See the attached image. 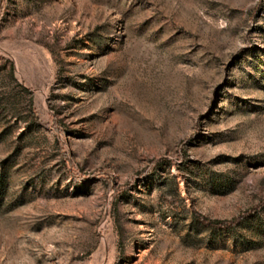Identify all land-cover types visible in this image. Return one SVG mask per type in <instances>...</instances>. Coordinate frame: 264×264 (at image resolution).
Wrapping results in <instances>:
<instances>
[{"label":"rangeland","instance_id":"obj_1","mask_svg":"<svg viewBox=\"0 0 264 264\" xmlns=\"http://www.w3.org/2000/svg\"><path fill=\"white\" fill-rule=\"evenodd\" d=\"M0 264H264V0H0Z\"/></svg>","mask_w":264,"mask_h":264},{"label":"trees","instance_id":"obj_2","mask_svg":"<svg viewBox=\"0 0 264 264\" xmlns=\"http://www.w3.org/2000/svg\"><path fill=\"white\" fill-rule=\"evenodd\" d=\"M203 222H204L203 224H205L206 226L225 229V228H231L241 221H238L237 223L235 221L230 223L229 221H226V220H209V219L204 218Z\"/></svg>","mask_w":264,"mask_h":264}]
</instances>
